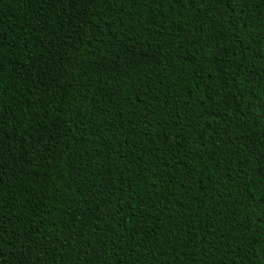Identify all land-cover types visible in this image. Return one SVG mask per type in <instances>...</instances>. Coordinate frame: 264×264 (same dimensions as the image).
<instances>
[{
    "label": "trees",
    "instance_id": "1",
    "mask_svg": "<svg viewBox=\"0 0 264 264\" xmlns=\"http://www.w3.org/2000/svg\"><path fill=\"white\" fill-rule=\"evenodd\" d=\"M0 42V264H264V0H0Z\"/></svg>",
    "mask_w": 264,
    "mask_h": 264
},
{
    "label": "snow or ice",
    "instance_id": "2",
    "mask_svg": "<svg viewBox=\"0 0 264 264\" xmlns=\"http://www.w3.org/2000/svg\"><path fill=\"white\" fill-rule=\"evenodd\" d=\"M230 2H231V0H229V3ZM2 47H3L2 42H0V49H2ZM136 55H137L136 52L133 51L132 56L135 57ZM152 55L155 56L156 53L153 52ZM2 56H3V53L0 52V58H2ZM0 124H2V121H0ZM2 250H3V238L0 237V254H2Z\"/></svg>",
    "mask_w": 264,
    "mask_h": 264
}]
</instances>
